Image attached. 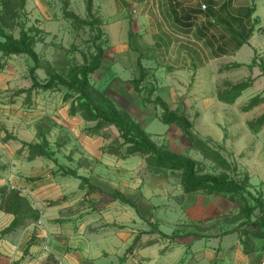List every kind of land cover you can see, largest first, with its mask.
<instances>
[{
    "label": "rangeland",
    "instance_id": "374dc122",
    "mask_svg": "<svg viewBox=\"0 0 264 264\" xmlns=\"http://www.w3.org/2000/svg\"><path fill=\"white\" fill-rule=\"evenodd\" d=\"M63 1L26 0L25 15L17 19L26 27L36 26L44 31L39 35L41 41L35 45L42 62L36 70L40 82L48 79L46 66L66 75L71 67L85 63L96 44L101 45L104 49L103 63L91 76L96 89L106 93L120 110L140 122L159 146L194 158L204 173L222 174L223 169L190 146L179 127L162 121L163 109L160 106L144 102L145 98H161L170 110L186 115L193 123V132L238 168L237 174H230L232 177L242 181L248 175V189L264 199V126L259 133H254L247 125L249 120L264 114V0H196L198 6L206 4L214 12L208 13V22L215 20L217 23L208 27V43L198 37L203 35L194 34L195 42L189 46L191 50H181L183 46L180 47V38L177 37L183 30L169 23L168 28H163L157 21L159 14L164 15L163 5L179 8L185 1L95 0L93 15L101 20L96 30L67 19L63 13ZM68 1L69 10L82 19L91 20L85 0ZM254 4L258 11L250 16ZM221 18L239 31L247 28L246 31L250 32L246 36L248 44L235 50L232 35L223 26ZM98 30L101 37L94 41ZM6 31L19 37L20 27ZM218 46H223L229 54H218ZM140 56L146 69V79L138 93L134 81L140 76ZM254 59L256 64L252 69L243 66L223 70L227 64H251ZM33 66L34 62L25 55L3 56L0 52V170L11 168L16 161L20 169L30 172L31 177L27 180L42 183L36 188L35 199L32 200L39 217V230L51 227L50 221L44 217L45 210L54 206L52 203L55 201L51 198H58L56 201L61 202L63 199L60 197L67 191L70 193L64 199L70 198L73 202L69 212L81 214V219L83 215L95 214V228L107 227L127 208L125 213H129L132 220H128L126 226L117 225V229L136 230L138 240L160 239L167 244L166 248L176 238L232 230L241 222L239 206L228 198L204 192L185 194L178 172L150 167L139 155L121 159L107 153L110 146L121 142L118 131L109 127L102 130L101 135L88 133L87 128L94 123L86 122L80 115H70L73 99H64L66 88L37 90L29 98L26 94L17 95L19 90L31 87L30 69ZM250 77L254 79L253 86L244 91L234 104L218 100V90L224 87L225 82L238 83ZM255 96H261L263 102L253 110L243 112V106ZM19 130L30 131L31 134L36 130L33 141L36 143H41L45 136L57 162L44 157L29 160L28 149L20 142L25 140L19 138ZM19 145L20 148L16 149ZM1 158L8 165H4ZM64 168L76 170L97 189L87 184L81 189V180L64 175ZM123 190L137 208L112 197L114 191ZM1 206H4V201ZM224 209L228 211L226 216L217 215ZM62 220L56 223L62 224ZM74 220V229L78 228V223H84V220ZM159 232L170 237H163ZM20 241L23 242L21 245L18 244ZM11 242L14 249L0 242V264H19L20 259L17 258L22 256L19 252L23 253L29 243L24 231ZM31 242L46 251V244L42 245L40 238L34 237ZM137 248V243H132L127 249L128 255ZM35 259L33 256L23 263L36 264ZM52 262L55 264L54 260Z\"/></svg>",
    "mask_w": 264,
    "mask_h": 264
},
{
    "label": "trees",
    "instance_id": "16d2710c",
    "mask_svg": "<svg viewBox=\"0 0 264 264\" xmlns=\"http://www.w3.org/2000/svg\"><path fill=\"white\" fill-rule=\"evenodd\" d=\"M95 0H85L86 10L91 20L82 19L75 12L68 9L69 1L64 0L63 13L67 19L72 20L75 24L80 26H91L96 30V26L100 25L101 20L95 18L93 15ZM229 1V0H228ZM228 6V5H227ZM0 10V52L3 56L25 55L29 57L34 66L30 69V78L32 85L28 89H21L17 95L26 94L31 96L34 91H56L59 87L67 89L64 99L68 101L70 98L73 101L70 104L69 113L71 116L80 115L86 122L94 123V126L87 128V132L93 135H101L102 130L109 127H114L119 133L121 142L117 145H112L108 148L107 153L117 156L121 159H127L130 156L139 155L144 158L146 164L150 167L161 168L172 173L180 174V182L182 190L185 194L192 192H204L207 195L222 196L228 198L230 202L235 203L240 208V215L242 222L233 231H228L225 234L242 229L240 239L242 243L248 245L247 241L250 237H257L264 239V199L263 196H255L247 186L250 180L248 175L244 176L242 181L237 180L230 174L238 173V168L232 165L216 148L211 146L207 141L201 139L193 132L192 121L184 114L172 111L168 105L161 99L154 100L145 98L144 102L147 104L158 105L163 109L162 121L165 124H173L179 127L190 146L200 152L207 160L212 161L219 168L223 169V173L219 175L204 173L201 164L192 157L179 154L171 149L159 146L152 140L151 135L145 130L140 122L135 120L128 112L122 111L118 108L116 103L104 92L96 89L92 82L91 76L98 71L103 63L104 49L101 45H95L94 52L89 58L86 57L85 63L76 65L69 69L66 75H61L46 66L48 79L45 82H40L36 70L42 65L41 58L35 50L37 42L41 41L40 34L44 31L36 26L26 27V24L19 23L17 19L26 12V0H1ZM210 14L214 12L212 9H207ZM256 11L254 4L250 9V16ZM223 26L231 33L238 50L244 45L248 44L250 35L243 27L242 31L233 27L232 24L223 20ZM16 26L20 27L19 37H15L12 33H8L6 29H14ZM132 37V33L129 34ZM101 31L95 35L94 41L99 40ZM219 47V46H218ZM218 54L228 55L223 46L219 47ZM234 52V51H233ZM256 64L255 59L251 64H243L235 62L227 64L223 70L238 69L243 66L253 68ZM138 66L140 69V76L134 81L136 92L140 93V85L146 79V69L141 62V56L138 58ZM264 73V72H263ZM254 79L252 77L238 83L225 82L224 87L220 88L217 93L218 100L225 104H234L244 91L253 86ZM152 90H150L151 93ZM263 102L261 96H255L243 106V112H249L258 107ZM249 129L254 133L259 131L264 126V114L254 120L247 122ZM7 137H9L7 135ZM10 138H7L9 140ZM18 140L17 138H15ZM22 147L28 149V159L34 160L37 157H44L57 162L55 152L49 149V141L43 136L42 142H25L20 141ZM64 175H69L81 180L80 188L84 185L91 186L92 189H97L93 186L90 180L86 177L80 176L76 170L64 168ZM4 206L7 212L15 216L14 220L8 228L3 230L0 234V239L5 235L17 231L27 221H38V213L34 210L31 204L15 190L8 191L6 187L0 189ZM112 197L120 200L122 203L128 204L137 208V204L131 200L127 195L121 191H114ZM53 205H58L60 202L55 201ZM163 237H170L163 232H159ZM246 237L247 240H243ZM138 239L134 243H137Z\"/></svg>",
    "mask_w": 264,
    "mask_h": 264
},
{
    "label": "crops",
    "instance_id": "0c3cea01",
    "mask_svg": "<svg viewBox=\"0 0 264 264\" xmlns=\"http://www.w3.org/2000/svg\"><path fill=\"white\" fill-rule=\"evenodd\" d=\"M179 1L186 3L179 8L174 5H163L161 9L164 15L159 14L157 21L162 23L163 28H168L167 23H169L172 27L183 30L177 37L180 38V47L183 46L181 50H191L189 46L195 42V33L203 35V37L199 35L198 37L208 43V27H212V23L217 22L215 20L208 22V10L203 11L201 6L196 4V0ZM256 11H258L257 6ZM147 19H150L149 16ZM220 20L222 21L223 18ZM178 50L180 51V48ZM18 132L20 133L19 138L28 142H33L36 136V130L32 134L30 131L19 130ZM19 148L20 145L16 146V149ZM93 155L94 157L98 156L97 154ZM1 160L4 165L7 164L5 159L1 158ZM13 162L11 168L5 171L0 170V189L6 187L8 191H17L35 210L32 200L35 199L36 188L41 187L42 183L38 184L27 180L26 178L31 177L30 172H24L16 161ZM78 187L79 184H77ZM124 192L123 190L122 193ZM69 193L67 191L62 194L60 198L63 200L60 204L45 210L44 217L51 224L49 230H39L40 226H37V222L29 220L17 231L5 235L2 240L0 239V242L8 244L14 249L11 240L17 238L19 232H26L29 243L23 253L19 252L22 255L21 258H17L20 259L19 264H24L23 261L33 256L36 257V264H53L52 260L55 261V264H264V239L250 237L247 241L248 245H245L240 239L242 229L225 234L237 228L242 220L232 230L210 234L195 233L193 236L176 238L169 248H166L167 244L161 242L160 239L141 238L137 242L139 248L128 255L127 249L137 239L136 230L117 229L118 226L128 225L127 221L132 220L130 214L125 213L127 208H124V213H120L118 218L111 220L107 227L95 228L97 225L93 222L95 214L83 215L81 219V214L73 215L69 212V207L73 205V202L70 198L64 199V196ZM57 199L51 198L54 201ZM2 202L0 194V234L10 226L15 218L1 206ZM224 210L218 211L217 215L226 216L228 211ZM59 219H63L62 224L56 223ZM74 219L79 222L84 220V223H78V228L74 229L72 228ZM34 237L40 238L42 245L49 242L50 250L43 252L41 246L31 242ZM243 240H247V238L243 237ZM14 242L17 244V240ZM22 243V241L18 242L20 245Z\"/></svg>",
    "mask_w": 264,
    "mask_h": 264
},
{
    "label": "built area",
    "instance_id": "2783aa9c",
    "mask_svg": "<svg viewBox=\"0 0 264 264\" xmlns=\"http://www.w3.org/2000/svg\"><path fill=\"white\" fill-rule=\"evenodd\" d=\"M201 9H202L203 11H207L208 6H207L206 4H202ZM12 189H14V188H12ZM45 250H46L47 252L50 250L49 242H46Z\"/></svg>",
    "mask_w": 264,
    "mask_h": 264
}]
</instances>
